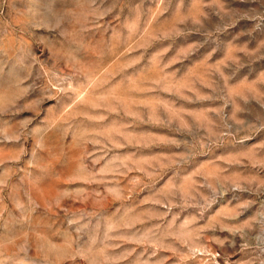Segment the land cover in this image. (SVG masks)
<instances>
[{
	"label": "rangeland",
	"instance_id": "374dc122",
	"mask_svg": "<svg viewBox=\"0 0 264 264\" xmlns=\"http://www.w3.org/2000/svg\"><path fill=\"white\" fill-rule=\"evenodd\" d=\"M0 264H264V0H0Z\"/></svg>",
	"mask_w": 264,
	"mask_h": 264
}]
</instances>
